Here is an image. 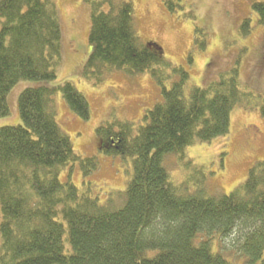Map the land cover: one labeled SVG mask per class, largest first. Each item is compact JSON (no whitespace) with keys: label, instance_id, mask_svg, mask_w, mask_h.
Instances as JSON below:
<instances>
[{"label":"trees","instance_id":"trees-1","mask_svg":"<svg viewBox=\"0 0 264 264\" xmlns=\"http://www.w3.org/2000/svg\"><path fill=\"white\" fill-rule=\"evenodd\" d=\"M83 2L90 9L92 51L82 78L99 86L112 73L148 75L161 99L136 130L130 123L96 129L103 155L131 161L124 191L113 192L104 203L80 193L71 182L74 167L86 179L98 160L76 154L55 119L56 94L83 121L90 118L86 98L70 82L45 85L56 79L61 61L56 4L0 0V118L9 114L7 95L18 82L41 83L18 97L22 126L0 128V264H236L217 251L233 234L245 264L263 262L264 162L222 195L209 187L212 173L185 156L188 147L226 136L234 108L255 110L259 102L264 116L263 96L241 90L238 63L186 95L187 69L172 65L157 45L140 42L131 2ZM167 3L172 10V0ZM251 8L264 24V3ZM251 29L246 18L237 33L246 37ZM197 45L206 49L195 38ZM187 62L192 63L191 52ZM169 156L184 173L180 183L165 167Z\"/></svg>","mask_w":264,"mask_h":264},{"label":"rangeland","instance_id":"rangeland-1","mask_svg":"<svg viewBox=\"0 0 264 264\" xmlns=\"http://www.w3.org/2000/svg\"><path fill=\"white\" fill-rule=\"evenodd\" d=\"M52 1L56 4L61 25V61L56 79L45 85L54 87L70 82L88 101L90 118L83 121L69 110L62 95L56 94L53 98L55 119L69 137L76 154L98 160L97 170L86 179L76 165L71 182L80 193L89 192L104 203L113 192L124 191L132 176V166L129 159L107 157L100 152L102 140L96 129L104 123H130L136 130L144 113L160 101L161 96L148 75L129 77L117 72L99 86L86 82L82 78V69L92 51L90 9L83 0ZM124 1L133 5L135 30L140 42L157 45L167 61L187 69L186 95L191 87H204L206 80L216 79L220 72L238 63L241 90L264 98V24L258 23L259 16L251 8L254 2L264 3V0H172V10L167 8L168 0ZM246 18L250 19L252 29L248 36L241 37L237 31ZM195 38L198 43L206 44L204 51L199 50L198 45L194 47ZM190 52L192 63L188 64ZM40 84L20 81L13 87L7 95L9 114L0 118V128L22 126L18 97L26 88ZM185 156L193 166L212 173L208 181L213 193L229 194L246 180L248 170L254 164L264 162V116L259 102L255 110L234 108L226 136L208 144L188 147ZM165 167L172 181L180 183L185 177L174 156L166 159ZM66 177L67 170L61 173L60 179ZM237 239L233 234L221 240L217 251L233 263L245 264L236 250ZM257 264H264V257L263 262Z\"/></svg>","mask_w":264,"mask_h":264},{"label":"flooded vegetation","instance_id":"flooded-vegetation-1","mask_svg":"<svg viewBox=\"0 0 264 264\" xmlns=\"http://www.w3.org/2000/svg\"><path fill=\"white\" fill-rule=\"evenodd\" d=\"M233 1H236V0H233Z\"/></svg>","mask_w":264,"mask_h":264}]
</instances>
